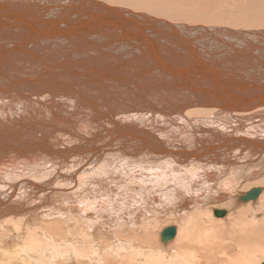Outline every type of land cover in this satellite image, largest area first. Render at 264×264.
<instances>
[{
    "label": "bare ground",
    "instance_id": "bare-ground-1",
    "mask_svg": "<svg viewBox=\"0 0 264 264\" xmlns=\"http://www.w3.org/2000/svg\"><path fill=\"white\" fill-rule=\"evenodd\" d=\"M216 1L0 0V264L264 261V0Z\"/></svg>",
    "mask_w": 264,
    "mask_h": 264
},
{
    "label": "rangeland",
    "instance_id": "rangeland-1",
    "mask_svg": "<svg viewBox=\"0 0 264 264\" xmlns=\"http://www.w3.org/2000/svg\"><path fill=\"white\" fill-rule=\"evenodd\" d=\"M189 1V5H188V9L190 10V11H193V12H198V10L200 9V6H201V9L199 10L200 11V13H204V14H210L209 12L211 11V14L213 13H215V15H222V14H226L225 12L226 11H222V9H223V7H222V5L220 4V3H218L216 0L214 1V3L212 2V0H188ZM194 1H196V2H194ZM199 1V2H198ZM206 1V2H205ZM197 2L199 3V4H197ZM209 2H211V4H210V9H209V4L208 3ZM194 3H196L197 5H194ZM205 3V4H204ZM193 4V5H192ZM201 4H204L206 7H203ZM215 6H213V5ZM221 5V6H220ZM195 7H197V8H195ZM203 7V8H202ZM208 7V8H207ZM212 8H213V10L214 11H212ZM198 9V10H197ZM205 9V11L206 12H204V11H202V10H204ZM217 12H216V11ZM220 11V13H219V11ZM202 11V12H201ZM217 13H219V14H217ZM222 13V14H221ZM150 237L152 238V236H149V239H150ZM159 244H162L160 241H159ZM150 246V247H149ZM149 246L147 247V245L143 248L144 249V251H149L150 252V254L152 253V251L155 253L157 250H159L160 248H159V246L157 245V243L155 242V239H154V241L152 242V245L151 244H149ZM147 247V248H146ZM146 248V249H145ZM150 250H149V249ZM155 248V249H154ZM156 248H157V250H156ZM159 248V249H158ZM152 249V250H151ZM125 262H127L126 260H125ZM264 263V261H262L261 262V264H263ZM116 264H118V261H116Z\"/></svg>",
    "mask_w": 264,
    "mask_h": 264
},
{
    "label": "water",
    "instance_id": "water-1",
    "mask_svg": "<svg viewBox=\"0 0 264 264\" xmlns=\"http://www.w3.org/2000/svg\"><path fill=\"white\" fill-rule=\"evenodd\" d=\"M260 194V190H252L247 194V198L244 199L246 200H255ZM226 214V212H217L218 216L223 217ZM176 236V229L174 227L166 229L163 234H162V241L164 243H168L169 241L173 240L174 237Z\"/></svg>",
    "mask_w": 264,
    "mask_h": 264
}]
</instances>
